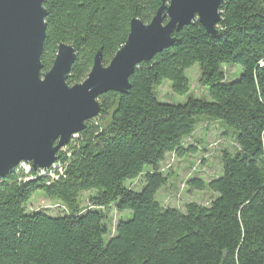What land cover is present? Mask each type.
I'll return each instance as SVG.
<instances>
[{
    "label": "trees",
    "instance_id": "16d2710c",
    "mask_svg": "<svg viewBox=\"0 0 264 264\" xmlns=\"http://www.w3.org/2000/svg\"><path fill=\"white\" fill-rule=\"evenodd\" d=\"M161 5L45 0L43 72L68 44L77 60L67 82L83 83L98 52L109 65L126 44L131 22L149 24ZM219 12L216 36L193 22L174 35L173 46L136 67L127 94L99 97L101 113L59 151L49 170L35 172L23 163L0 181V264H264V0H225ZM195 64L211 100L161 102L156 88L164 81L179 96L189 93L186 71ZM225 65L239 66L241 77L226 82ZM203 116L232 129L233 138L221 132L237 150H222L221 173L207 184L188 180L190 190L208 187L215 194L208 206L165 207L157 200L169 179L162 164L168 155L199 153L200 146L186 140ZM134 180L143 183L140 191L126 186ZM38 191L66 213H28L26 204ZM86 192L95 195L82 209L79 198ZM111 207L131 213L117 221L113 234Z\"/></svg>",
    "mask_w": 264,
    "mask_h": 264
},
{
    "label": "water",
    "instance_id": "95a60500",
    "mask_svg": "<svg viewBox=\"0 0 264 264\" xmlns=\"http://www.w3.org/2000/svg\"><path fill=\"white\" fill-rule=\"evenodd\" d=\"M45 0H0V181L19 164L48 170L58 153L101 113L99 97L125 95L136 67L170 48L184 27L198 21L216 36L225 0H161L149 24L131 22L126 44L109 65L102 51L87 79L70 86L77 60L68 44L58 48L51 70L43 72L46 40Z\"/></svg>",
    "mask_w": 264,
    "mask_h": 264
},
{
    "label": "rangeland",
    "instance_id": "374dc122",
    "mask_svg": "<svg viewBox=\"0 0 264 264\" xmlns=\"http://www.w3.org/2000/svg\"><path fill=\"white\" fill-rule=\"evenodd\" d=\"M224 71L226 82L228 83L239 79L242 75V69L237 65H225ZM186 76L189 79L190 85L187 95L179 96L175 94L172 89V83L164 81L160 87L156 88L159 100L169 104H184L189 98L210 101L209 87L202 86L200 83V66L195 64L191 69L186 71ZM221 131L227 132L230 138L234 137V131L229 127L215 123L209 117H200L195 134L192 138L186 140V143H197L200 146L199 153L183 159H179L173 155L167 156L165 162L162 164V170L169 177L168 184L157 195V200L163 206L184 210L188 203L196 202L208 206L215 198V194L208 187L203 191L190 190L187 182L190 178L196 177L204 180L207 184L221 173L222 150H229L231 152L237 150L234 140L229 138L224 139V134ZM126 186L140 191L143 183L141 180L127 181ZM92 195H95V192H86L80 196L79 206L82 209L90 207V197ZM25 208L28 213L44 210L51 216L66 213L65 208L59 202L48 199L41 191H38L33 196ZM111 208V211L107 215V223L110 225L113 234L117 221L131 219V213L118 214L115 207ZM108 240L109 236L105 237V242Z\"/></svg>",
    "mask_w": 264,
    "mask_h": 264
},
{
    "label": "bare ground",
    "instance_id": "6f19581e",
    "mask_svg": "<svg viewBox=\"0 0 264 264\" xmlns=\"http://www.w3.org/2000/svg\"><path fill=\"white\" fill-rule=\"evenodd\" d=\"M21 164H23V163H21ZM24 164H26V165H30V164H27V163H24ZM20 165V164H19ZM32 167V166H31ZM49 170V169H48ZM40 171H47V170H40ZM184 191V190H183Z\"/></svg>",
    "mask_w": 264,
    "mask_h": 264
},
{
    "label": "built area",
    "instance_id": "2783aa9c",
    "mask_svg": "<svg viewBox=\"0 0 264 264\" xmlns=\"http://www.w3.org/2000/svg\"><path fill=\"white\" fill-rule=\"evenodd\" d=\"M31 169H32V167H31V165H30V170H31ZM30 170H29V171H30Z\"/></svg>",
    "mask_w": 264,
    "mask_h": 264
}]
</instances>
